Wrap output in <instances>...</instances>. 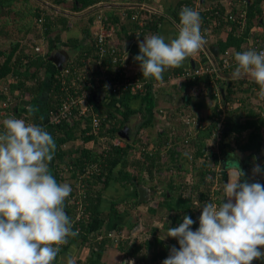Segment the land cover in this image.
I'll return each instance as SVG.
<instances>
[{
	"label": "trees",
	"instance_id": "obj_1",
	"mask_svg": "<svg viewBox=\"0 0 264 264\" xmlns=\"http://www.w3.org/2000/svg\"><path fill=\"white\" fill-rule=\"evenodd\" d=\"M14 1L15 0H0V6L4 9V13L0 14V43L2 42V44H0V111L2 110L4 112L0 113V118L9 116L14 118H22L26 121H32L35 124H41L44 123L43 119L47 120L48 111L53 109L61 102L59 98V87L62 85V78L65 77V81L70 83V77L74 73L70 71L66 73L61 72L64 66L59 68L54 64L53 59L48 57V52H50V49L48 50L47 48V50H44L43 53L41 52L42 49L40 51H36L35 46L37 43L34 38L32 39V37H35L37 34L39 35L40 32L46 36L48 32L56 27H58L59 30H68L70 26L69 17L62 12L59 13L54 11L51 13L52 16L50 17L46 14L44 7H40L44 5L36 3L32 4V0H19L20 2L18 3L20 5L16 4L19 8L15 6ZM102 1L103 0H73L72 9L78 11L83 9L85 11L87 9V13H89L93 9L91 8L92 6H95L97 3ZM248 1L250 2L246 5L247 26L245 27V31L241 34L234 33V26L233 23H231L230 25L232 29L228 27L229 29L223 32L222 36L218 35L217 42L222 52L228 47H234L238 51L240 45L245 41L246 37H249L251 40H253V42L256 37H259V42H264V30L256 31L257 29H253V31L249 32V28L258 25L260 22L264 25V13L261 9V2L263 0ZM189 2L190 0H180L175 6L172 16H170L176 23H179L180 10L184 6L191 7V5H194ZM210 4L213 6L211 9H198L201 17V30L206 36L210 34L209 30L207 29L209 27H212L214 32L220 31L218 28L223 27L225 22L229 21L227 14L234 11L237 8V5L240 3L237 0H215L214 2H210ZM226 4H228V6ZM136 10V8L133 9L132 7L128 9L126 8L124 11L125 13L123 12L124 16H133L136 21H141L144 19V25L148 24L150 26V28H147L149 29L148 32L156 33V30L154 29L158 28V23L161 17L155 14L156 16H154L153 21H148L147 11L145 9L139 8L137 13ZM143 10L146 12H142ZM134 13H136L135 16ZM100 15V19L97 18V15H94V19L96 18L98 23L94 22L93 17H90L89 21H93L96 24L95 29L98 28L99 30L101 24L106 28H110V25L106 21L107 18L103 16V14ZM120 15L121 12L117 11L110 15L109 20L115 25V27H113V30L116 32V34L113 35V42L114 46L116 47L115 52L120 53V55L123 57L122 59L125 61L124 63L113 61L109 53H100L95 45L97 41V37H95L93 34L95 31H92L90 27L89 29L87 27V29H84V31L87 32L86 34L88 35L89 40H87L86 43L81 44L80 49L74 52L72 62L68 64L66 63V65L69 66L70 69H79L82 75L93 79V75L99 72L100 67L98 66V60H100L102 61V64L108 69V76H112V74L116 71L113 70V68L117 67V71L112 76L113 80H121L123 70H126L128 73L132 74L135 78L144 80L140 69L139 71L135 70L133 72L131 71L132 69L130 70L128 63L125 60L126 51L122 50L121 44V46L117 45L118 40H120L122 36L127 35L124 29L125 21L122 20L124 17L120 19ZM40 17L41 20H38ZM213 18H216V22H218L213 23ZM35 23H38V26L34 27V25H36ZM37 27L41 30L40 32L38 31V33H35L34 29H38ZM141 28H143V30H145L144 32L146 33L147 30L144 27ZM30 34H32V37ZM25 38L26 41L24 40ZM70 42L74 45L79 42V39L73 38ZM234 68L235 67L232 66L231 68L224 70L222 75L228 74V71H233ZM186 71L188 72L189 70H185L183 73ZM169 75L176 76L179 75V72L174 70L171 73H166V76L164 77L166 78ZM198 76L199 75L195 74L186 75L185 79L182 80V83L186 82V84H190V86H196L202 81ZM243 79L248 78L243 77ZM233 86L234 83L231 81L229 86H227L223 92V102L225 108L228 110L225 126H228V130L233 133L232 138L234 137L236 139V147L244 152H252L253 159H257V161H259L256 163V166L259 165L261 169V172L258 174L256 173V175L252 178L247 177V173L244 172V176H242L241 180L247 181L249 183L259 182L264 185V136L262 134V130H264V100H257L258 102L256 105L254 103H250L249 94L254 96V93L247 91L248 88L247 90L243 89L245 90L243 91L245 93V97L239 96L238 100H236L237 96L233 90L235 88ZM96 88L99 90L98 92H106V95L99 99V101L93 100L92 97H90L89 101L92 106L91 110L87 111V113L82 114L81 116L74 115L72 121L66 120L55 128L54 126L48 127L49 132L52 134L56 142L55 156L58 159H61L62 156H67L69 158L68 163L72 162L71 171L74 176L76 175V172L81 173L83 169H85V165L87 163L92 161L99 163L98 169L91 173L90 179L85 180L84 187L87 190L85 199L88 201V203L85 209V217L81 220L80 233L74 238H69L68 244L63 246L61 251L66 249L71 242L79 238H81V243L94 251V253L99 250H104L109 246H113L114 243L111 237L104 235L101 238H97V235L102 232V230L98 229L97 222H110L114 218L110 209L116 207L114 202V206L112 205L109 210L100 209L103 191L113 180H117L122 190H126L127 186L129 185H133L135 189V196H131L123 200V204L120 206V208H116L118 213L123 211H130L132 213L133 208H136L139 204L136 196V184L140 182L141 177L139 175L141 172L146 171L149 174H152L155 161H158V164L164 166L165 163L174 161L178 159V157L181 158L182 153L187 154L183 151V147L186 144H182V149L177 150L176 143H173L167 147V158L165 163L159 162V158L161 156L159 153H147L145 155V161H138V158H134L129 155V152L131 153L133 146H136V144L132 145V142H129V139H122L124 142L123 145L111 144L109 148H101L100 145L102 143L98 139L99 137H95L93 134L86 133V131L90 129L89 123L94 114L99 116L107 114L109 119L114 121L110 127V130L118 131L128 120L129 115L132 112L139 110L143 114L145 122H150L154 112H156L157 109L155 108L154 110L156 99L151 94V89L147 83L144 84L142 90L136 89L135 91L131 90L129 87L119 88L118 90L114 91L111 88L102 86L100 83L97 84ZM42 92L45 93V102L41 108V106L38 105L36 99L39 100L41 97H43L41 94ZM109 98L114 101L120 99L124 102H127L129 99H139L141 102V107L139 109L131 107H125V109H121L118 105V107L113 108L104 103L106 102L105 99ZM6 99L7 103L3 105L2 101ZM235 101L237 104H239L236 106V108H230L229 104ZM35 103L37 105L32 107ZM21 107H23V109L26 111L22 112ZM28 107L35 109L31 116L28 115ZM167 111L168 110H165L163 114H166ZM215 123V121L214 123L212 122L211 126H208L207 129L205 128L206 130H199L198 135L200 133L203 135H201V137H199L196 141L197 143L194 150V155L191 154L194 159L196 156H201L205 152V143L203 142L204 139L202 140V138L211 136V131L215 126ZM245 129L248 131L245 135H242V131ZM102 133L103 131H101V134ZM90 138H93L94 146L84 145V141H88ZM136 138H138V136ZM68 140L77 141V145L73 147L71 146V143L73 142L69 141L70 144L67 149L60 148L61 146L59 143H65ZM219 146L222 150H224V147L229 146V141H224L222 139L219 142ZM175 151H178V153ZM175 153L179 155L177 156ZM257 153L261 154L258 158H256ZM213 155L215 158L218 157L217 152H215ZM216 162L217 159H215L214 163ZM203 164H205L204 161L200 165L197 163L193 164V166H199L201 169ZM208 165H210V163ZM129 166H134V168L137 170L136 173H133L130 169H128ZM222 167L225 168L223 163ZM201 171L202 172H199V178L203 183L204 171L202 169ZM56 175L58 176V172ZM222 176L223 179L227 178L225 169L222 170ZM221 180L222 177L220 178L219 183L220 196L222 195L224 184V182L222 183ZM168 181L169 185H171V181H173V179L169 177ZM203 187H205V185H203ZM206 189H211L209 182L206 184L204 190L201 189L198 192L197 197L199 201H205ZM168 190L172 192L171 186H168ZM193 194L194 191L193 193H188V195L180 193L176 196L170 195L169 198L163 199L166 206L165 208L169 211H175V215L177 214V217L180 218V223L182 222L184 215L191 216V218L195 221V223L191 225L192 229H194L199 224L198 217L200 215V207H196L198 204L196 205L193 203ZM164 204L162 203V205ZM160 209L164 208L160 206ZM156 211L159 212V210H156V207L152 205L149 206L148 214L155 216ZM65 212L68 214L70 219L73 218L74 213L76 212L74 209V203L69 202L68 199L65 201ZM95 221L96 224L94 223ZM98 224L100 225V223ZM93 226L97 228L95 231L91 230L90 232L93 233L90 235V237H88V230ZM145 226V237L142 241H137L136 238L132 239V237L136 236L128 235L118 242V245H116L117 249L122 251L123 254H128L134 258V264H162V261L169 255V248L172 245H175L178 248L179 245L175 238L166 237L162 239L164 236L161 237L160 230L170 227L167 222L164 221V224H161V227L153 224L152 222H146ZM107 229H114L115 231L122 230L123 223L115 222L113 227H108ZM57 260L58 258L56 261ZM77 260L80 264H84L83 259L78 258ZM56 261H54V263ZM252 264H264V260L257 259L254 260Z\"/></svg>",
	"mask_w": 264,
	"mask_h": 264
},
{
	"label": "clouds",
	"instance_id": "obj_2",
	"mask_svg": "<svg viewBox=\"0 0 264 264\" xmlns=\"http://www.w3.org/2000/svg\"><path fill=\"white\" fill-rule=\"evenodd\" d=\"M205 43L199 12L184 6L179 12L176 37L168 42L158 34L143 38L138 41L139 54L133 59L139 63L145 80L162 81L166 71L181 67ZM234 60L232 77H250L264 99V50L239 51ZM34 111L32 107L27 109L29 116ZM55 152L52 134L41 125L22 118L3 120L0 264H54L69 238L79 234L65 212L72 187L58 183L49 171ZM260 172L259 165L253 168V173ZM242 176L243 171L235 163L223 184L220 203H204L195 230L191 228L195 221L188 215L177 227L168 228L162 239L175 238L179 247L172 246L162 264H252L264 260V185L242 181ZM67 264L76 261L69 256Z\"/></svg>",
	"mask_w": 264,
	"mask_h": 264
},
{
	"label": "crops",
	"instance_id": "obj_3",
	"mask_svg": "<svg viewBox=\"0 0 264 264\" xmlns=\"http://www.w3.org/2000/svg\"><path fill=\"white\" fill-rule=\"evenodd\" d=\"M180 0H103L102 2L97 3L95 6H92L91 8L92 11L87 13V9L84 11L83 10H73V0H38L32 1V4H42L44 7L46 14L49 15L50 17L52 16L51 13L54 12H62L66 14L69 17V28L68 30H65L66 33L64 34L63 39H59L56 36H58V33L61 32L62 30H59L58 27L52 29L50 32L47 33L45 36L40 32V28L34 29L35 33L40 32L39 35L37 34L35 37H31L32 39L34 38L37 45L38 41L40 40L41 42V47L42 50L41 52L43 53L44 50H47V48H51V51L53 50V47L55 51H62L63 52L66 50L68 52V60L64 62V64L71 63L73 60L74 52L80 49L81 44H84L87 42L88 35L86 34L87 32L84 31L86 30L87 27L92 31H98V28L95 29L96 24L92 21L91 24L89 23V17H93L94 15H97V18L100 19L101 15L105 16L107 18V22L110 26L115 27L114 23L109 20V17L111 14L120 11L121 15L119 16L120 19H123L125 21V32L126 36H122L120 40H118L119 46H121V40L124 38H128L129 40V47L128 50L126 51L127 53V58L125 59L126 62L128 63V66L130 70L133 72L135 70L139 71V63L133 59L134 56L139 54V48H138V41L143 40V38L152 35V34H158L162 35L165 37V41L168 42L169 40L173 39L176 37L178 30H179V23H176L172 18V12L177 5V3ZM215 0H205V1H200V0H190L189 3L200 5L203 3H210L214 2ZM19 0H15V6L18 7L16 4H19ZM186 2V1H185ZM203 2V3H202ZM184 3V2H183ZM20 5V4H19ZM22 5V3H21ZM53 5V6H51ZM133 5V6H129ZM228 6V4H226ZM136 6V7H134ZM21 7V6H20ZM132 7L133 9L136 8V13L138 12L139 8H143L147 11V17L148 21H153L154 16L158 15L161 17L159 23H158V28L154 29L156 30V33H149L147 28H150L148 24L144 25V19L143 20H135L133 16L127 17L124 16V11L126 8ZM19 8V7H18ZM89 9V8H88ZM0 11H4V9L0 6ZM142 11V12H146ZM124 12V13H123ZM134 13V16L136 15ZM154 13V14H153ZM264 13V11H263ZM156 14V15H155ZM171 15V16H170ZM88 21H87V18ZM79 21V22H78ZM264 21V19H263ZM95 22L98 23L97 19L95 18ZM36 24V23H35ZM38 24V23H37ZM34 25L38 26V25ZM257 30L256 31H262L264 30V25L263 23H259ZM144 27L147 31L146 33L143 30ZM210 32L209 35H205L202 30L201 33L202 35L204 34L206 43L203 46V48L195 54L193 57L189 58L184 62V64L175 69H169L163 74V80L162 81H155V80H146V83L149 85V88L151 89V94L154 96L156 99V105L154 107L157 109L156 112H154V115L151 119L150 122H145V118L143 117V114L137 110L132 112L129 115L128 120L124 123V125L121 127H125L127 124L131 129L132 132V137L131 138H126L121 135L120 130L116 132V135L120 137L121 139H129V142H132L131 144L136 146H133L131 153L129 152V155L132 157L138 158V161H145V155L148 154H161L160 156V161L159 162H166V151H167V142L169 139H174L175 143L176 140L180 141L181 140V135L183 134V130H185V124L183 121L180 119V114L181 113H186V114H192L195 115L196 118L198 119V122L200 123V126L198 127V132H197V138L192 142L189 146L185 145L183 147V151L187 154L182 153V157L174 161H170L169 163H165L164 166L158 164L156 161L154 163V168L152 174H149L146 171H142L141 174L139 175L141 177L140 182L144 183L145 185L149 186L152 190V198L149 199L148 201H143L139 202L136 208H133L132 213L130 211H123L121 213H118V210L120 206L123 204L122 201L127 199L128 197L135 196L134 193V186L132 187L131 185L127 186L126 191L122 190L120 188V184L117 182V180H113L110 185L103 191L102 193V201L100 205V209L102 210H109L110 207L113 205L115 202V208H111V214L113 215V219L110 222L107 221H99L97 222V227L99 230H105L108 227H113V224L115 222H121L123 223V231L126 236H136L132 237V239L138 237V235H141V238L137 239V241H142L145 237V230L146 222H152L153 224H156L157 226L161 227V224H164V221H166L171 227H177L180 224V218H178L177 214L175 215V211H169L166 209L165 204L163 199L164 198H169L170 195H177V194H187L188 193H193V198L195 200V194L196 192L200 191L201 189L204 190L203 185L206 186V184L202 183L200 180V174L199 172H202L199 166H193V164L203 162L205 158L203 156H196L195 159L191 155H194V150L196 147V141L202 133H199V130L202 129H207L208 126H211L212 122L215 123V126L212 128L211 131V136H206L203 137L202 140L206 145L212 142V149L211 152L209 153V158L212 157V162L214 163L215 159H217V162H219L221 165L223 163L222 159L227 158L228 160H225V164L223 163L226 173H227V178L222 179L221 182H227V180L230 178L232 172L235 169V161H239L240 164L238 167L244 172L249 174L250 171H253V168L256 166V163L252 164V161L257 160L253 159V153L252 152H247V151H242L239 150L236 146L233 144L229 143V146L224 147V150H222L219 146V142L223 139L224 141H229V136L231 133L228 130V126H225V121H226V115L228 114V110L225 108L224 102H223V97L224 95L222 94L221 90L225 89L227 86H229V83L232 81L234 83L235 87L233 90L235 91V94L237 96V99L239 96H244L245 93L243 89L248 88L247 91L250 93H254V96L252 94H249L250 96V103H255L257 104V100H264L261 97H259L258 92H259V86L251 82V78L247 77L248 79H243V78H233L232 77V72L233 71H228V74L226 75H221V77H218L216 80V83L219 87V96H215L211 91H213V87L210 86L209 88V74H204L202 76H198L199 79L202 81L199 82L198 85L196 86H190V84H186V82L182 83V80L185 79L184 76L181 74L185 70H192L195 66L203 64H210L211 61H217L219 56L222 54V50H220L218 46V35L222 36L223 32L227 31L229 28L228 26L224 25L220 29V31H215L212 29V27L207 28ZM32 32V31H29ZM53 33V34H52ZM91 33V31H90ZM132 33V34H131ZM116 34L114 30V35ZM142 34V35H141ZM25 37V36H24ZM61 37V36H58ZM73 38H78L79 42L77 44H71V40ZM113 38V37H112ZM26 41V38L24 39ZM30 40V39H28ZM5 41V40H4ZM32 41V40H31ZM84 41V42H83ZM248 37H246L245 41L240 45L238 51L234 47H228L226 49L231 50L232 54L234 55L236 52L239 51H244L248 50L247 45H248ZM6 42V41H5ZM120 42V43H119ZM2 44V42L0 43ZM215 46L216 53H214L210 47ZM70 50H69V49ZM225 49V50H226ZM224 50V51H225ZM71 51V52H70ZM30 52V51H29ZM125 53V56H126ZM101 65L102 61H101ZM99 66V65H98ZM177 70L179 72V75L181 76H172L169 75L168 77L166 76V73H171L172 71ZM234 70V69H233ZM108 69L106 68V72ZM108 73V72H107ZM194 76V75H193ZM145 80V79H144ZM208 88L205 90V88ZM239 87V88H237ZM222 88V89H221ZM205 90V91H204ZM253 91V92H251ZM98 93V92H97ZM45 95V94H44ZM41 97L39 100H37L38 105L41 106L45 102V96ZM106 95V92H105ZM101 99V98H100ZM97 101V100H96ZM99 101V100H98ZM106 102H104L106 105L111 106V107H118L120 106L121 109H125V107L129 108H137L139 109L141 107V102L139 99H129L127 102H124L120 99H117V101H114L112 99H105ZM117 102V104H116ZM239 104V103H238ZM237 102H231L229 104L230 108H236L238 105ZM160 108H165V110H168L166 114H163V112H160ZM135 116L136 119H135ZM134 121L136 123H134ZM219 124L222 125V132L219 134V139L216 137H213L214 131L216 127H219ZM205 129V130H206ZM225 130V132H224ZM248 130H243L242 132L246 134ZM242 133V135H244ZM262 134L264 135V130H262ZM112 136V135H110ZM138 136V138H136ZM210 137L208 140L207 138ZM167 139V140H166ZM93 138H90L88 141H84V145L88 146H94L93 143ZM71 146L77 145V141L73 140H68L67 142L64 143V146H61L60 148L67 149L69 147L70 142ZM96 145V144H95ZM140 145L144 146V148H148L153 145L151 150H148L147 152H139L140 151ZM216 150V151H215ZM217 152V158L214 157V153ZM178 153V151H175ZM175 153V155H179ZM259 154H256V158L259 157ZM141 155V156H140ZM190 155V156H189ZM261 155V154H260ZM150 156V155H149ZM214 157V158H213ZM140 158V159H139ZM67 156H62L60 161H68ZM194 159V160H193ZM211 159V158H210ZM206 161V160H205ZM234 161L235 163L232 164L231 162ZM216 162V163H217ZM254 166V167H253ZM253 167V168H252ZM117 169V168H116ZM133 173H136V169L131 166L129 168ZM50 173L55 177L58 183H68L71 184L73 181V174L72 172L66 176V177H61L59 178L56 175V171L53 169L49 170ZM116 173V172H115ZM258 174V173H257ZM256 175V173H255ZM139 177V178H140ZM172 178L173 181H171V185H169L168 178ZM247 177H252V176H247ZM254 177V176H253ZM242 178V177H241ZM168 186H171L172 192L168 190ZM171 192V193H170ZM126 194V195H125ZM125 196V197H124ZM136 196H137V190H136ZM195 196V197H194ZM122 197V198H121ZM153 199V206L156 207L155 216L148 214V208L151 205L150 200ZM86 200V199H85ZM193 200V203L195 204ZM198 200V198L196 199ZM87 201V200H86ZM199 201V200H198ZM88 203V201H87ZM162 203L164 205H162ZM118 204V205H117ZM114 206V205H113ZM160 206L164 209H160ZM87 207V205H86ZM117 208V209H116ZM195 209V208H193ZM161 210V211H160ZM141 212V217H142V222L144 224V229L139 231L136 234L130 233L132 228L136 225L138 221V212ZM167 212V213H166ZM165 214V215H164ZM173 215V217L170 216ZM178 218V219H177ZM96 224V221L94 222ZM100 223V225L98 224ZM127 226L130 227V230L127 229ZM199 224L193 229L195 230ZM95 226L91 227L92 231H95L96 228ZM162 230H167V229H162ZM165 234H161V237L165 236ZM175 244V243H173ZM175 246V245H172ZM171 246V247H172ZM170 247V248H171ZM71 256L74 260H77L78 258L83 259L84 264H125L124 260L126 257H129V261H132L134 264V258L129 256L128 254H123L122 251H119L117 249V246H109L104 250H99L96 253L83 245L79 239L71 242L69 246L64 249L63 251L60 252L58 255V260L54 264H67V259L68 257Z\"/></svg>",
	"mask_w": 264,
	"mask_h": 264
},
{
	"label": "built area",
	"instance_id": "obj_4",
	"mask_svg": "<svg viewBox=\"0 0 264 264\" xmlns=\"http://www.w3.org/2000/svg\"><path fill=\"white\" fill-rule=\"evenodd\" d=\"M240 4L237 5V8L227 14V18L229 21L225 22V26L227 25L229 28L232 29L231 23H233V32L236 34H241L245 31V27L247 26V17H246V5L250 2L248 0H237ZM191 7L198 11L199 8L211 9L213 6L210 3H203L199 6L194 4L191 5ZM261 9L264 11V0L261 2ZM41 20V17L38 19ZM216 18H213V23L216 22ZM230 22V23H229ZM258 26H254L252 28H249V32L253 31V29H257ZM94 36L97 37L96 41V47L97 50L100 53H109V55L112 57L113 61H118L124 63L123 57L120 55V53H116V47L114 46L113 42V35L114 30L113 27L110 26V28H106L102 24L100 25V29L98 31H95ZM111 37V38H110ZM248 45L247 49H255L256 51L264 50V42H259L260 38L256 37L253 40H251L248 37ZM35 50H39L38 45L35 46ZM99 65V72L93 75V79H90L80 73V70L73 68L70 69L69 66L64 64L63 69L61 72H73L74 74L71 75V82L67 83L65 81V77H63L62 85L59 87L60 89V95L59 98L61 102L57 104L53 109L48 111V117L47 120H44V123H39L42 127H44L48 132V127L58 126L59 124L63 123L66 120L72 121V118H74V115H82L87 113V111L92 109L91 103L89 101V98L93 96V93L98 92L99 90L96 88L97 84L100 83L102 86L106 88H111L112 90H118L119 88H126L129 87L131 90H142L144 87V84L146 83V80H141L139 78L133 77L132 74L128 73L126 70H123L122 72V79L118 80L112 79V76L117 71V67L113 68V70H116L112 76H108L106 72V67L101 65V61L98 60ZM232 66H236L235 60L233 58V54L231 50L226 49L222 52V54L219 56L217 61H211L210 64H200L195 66L192 71H186L182 73L181 75L186 77V75H204L209 74V88L210 86L213 87V91H211L215 96H219V87L216 83V80L218 77H221L222 72L226 69L231 68ZM180 76V75H178ZM181 77V76H180ZM203 88H205L203 86ZM208 88H205L207 90ZM204 90V91H205ZM93 99V98H92ZM94 100V99H93ZM7 103V99L2 101V104L5 105ZM1 105V101H0ZM160 112H165V108H160ZM0 113H4L2 110ZM181 121L185 124V130H183V134L180 136L181 140H176V149L180 150L182 144L190 145L196 138H197V132L198 127L200 126V123L198 122V119L195 115L192 114H186L181 113L180 114ZM9 118L2 117L0 118V129H2L3 120ZM30 123H33L32 121H27ZM114 121L109 119L107 114H104L103 116H99L94 114L91 118V121L89 123L90 129L86 131L87 134H93L95 137H99L98 139L101 141V148H109L111 144H118L123 145V140L116 135V131H111L110 127L112 126V123ZM103 124V125H102ZM103 126V127H102ZM101 131L103 133L101 134ZM222 132V125L219 124V127L215 129L213 137H216L219 139V134ZM112 135V136H110ZM94 143V140H92ZM175 143V140L169 139L167 142V145L170 146L171 144ZM60 146H64V143H59ZM212 142L206 145V148H204V156L206 154H209L212 149ZM153 147L150 146L148 148H144V146L140 145V151L141 153L147 152L148 150H151ZM107 150V149H105ZM141 156V155H140ZM190 156V155H189ZM205 158V157H204ZM72 162L68 161H60L56 156H54L53 160L49 164V170L53 169L54 171L58 172V177H66L68 176L72 171ZM99 163L92 161L85 165V169L80 173L76 172V175L73 176V181L71 184H69L72 187V192L70 196L67 198L69 202L74 203V209L76 212L74 213L73 218L71 219L73 222L74 230H78V233H80L81 230V220L85 217V209L87 205V201L85 200V197L87 195V190L85 189V180L90 179L91 173L98 169ZM209 164V163H208ZM203 164L202 169L204 171L203 180L208 184L210 183L211 189L205 190L206 191V198L203 202V205L205 202L209 203H216L219 204V189H220V178L222 177V165L217 162L214 163V165H208ZM92 229L90 228L88 230L87 236L90 237L93 232H90ZM106 233V234H104ZM104 235H107L112 238L114 245H118V242L125 238V234L123 230L115 231L114 229H105L102 230L101 233L97 235V238H101ZM81 240V238H79ZM77 262V261H76ZM77 264H80L79 261Z\"/></svg>",
	"mask_w": 264,
	"mask_h": 264
},
{
	"label": "water",
	"instance_id": "obj_5",
	"mask_svg": "<svg viewBox=\"0 0 264 264\" xmlns=\"http://www.w3.org/2000/svg\"><path fill=\"white\" fill-rule=\"evenodd\" d=\"M200 1H205V0H200ZM129 40L130 39H128V38H124V39L121 40V45H122V50L123 51H127L128 50ZM55 49H57V48H55ZM55 49L53 47V50L51 51L53 58H55L54 59V63H56L59 68H62V66L64 65V62H65V59H68V52L66 50L64 52H63V50L62 51H55ZM210 49L214 53H216V51H215L216 47L215 46H211ZM221 92L223 94L224 90L222 89ZM104 96H105V92L100 91L98 93L97 92L93 93L92 98L94 100L98 101L100 98H102ZM120 133H121L122 136H124L126 138H131L132 137V132H131V129L128 126V124L125 127H123L122 129H120ZM224 159L228 160L227 158H224ZM224 159H222V161L225 164V160ZM235 162H236L237 165L240 164L239 161H235ZM235 162L232 161L231 163L234 164ZM136 190H137V200H138V202L148 201L149 199L152 198V190H151V188L149 186L145 185L144 183L138 182L136 184ZM143 227H144V225H143V222H142V217L140 215H138V221H137L136 225L132 228L131 233L132 234H136L139 231H141L143 229ZM128 261H129V257H126L125 260H124V263L126 264V262H128Z\"/></svg>",
	"mask_w": 264,
	"mask_h": 264
},
{
	"label": "rangeland",
	"instance_id": "obj_6",
	"mask_svg": "<svg viewBox=\"0 0 264 264\" xmlns=\"http://www.w3.org/2000/svg\"><path fill=\"white\" fill-rule=\"evenodd\" d=\"M32 1H35V0H32ZM87 18V17H86ZM90 18V17H89ZM89 18H87V21H88V19ZM79 22V21H78ZM94 22H95V19H94ZM90 24H91V22H90ZM90 27V26H89ZM66 33V31L65 30H62L61 32H59L58 33V36H61V37H58V36H56L57 38H59L60 40L61 39H63V37H64V34ZM41 42H40V40L38 41V48H39V50H41L42 49V47H41ZM50 50H51V48H49ZM69 49V48H68ZM70 50V49H69ZM42 95H44L45 93L44 92H42L41 93ZM41 100L42 99H39V101L41 102ZM37 101V100H36ZM42 103V102H41ZM255 104V103H254ZM37 104L35 103L32 107H34V106H36ZM256 105V104H255ZM21 110H22V112H24V111H26L25 109H23V107H21ZM263 114H264V110H263ZM136 117L137 116H135V119H136ZM134 123H136L135 121H134ZM244 135H245V133H243ZM232 135L233 134H230V136H229V143H231V144H233L234 146H237V142H236V139L233 137L232 138ZM264 136V135H263ZM210 137H208L207 138V140L209 139ZM166 153V152H165ZM166 155H167V153H166ZM201 156H203V157H205V160H204V162H205V164H208V163H210V165L212 166V165H214V163L212 162V157H210L209 158V154H206L205 156H204V153L201 155ZM259 156H260V154H259ZM252 158H253V156H252ZM208 162V163H207ZM257 162H259V161H257V160H254V161H252V164L251 165H253V163H257ZM202 162H201V160L199 161V165L201 164ZM197 164V163H196ZM213 167V166H212ZM203 170V169H202ZM249 176H255V173H253V171H250L249 172V174H248ZM251 177V178H252ZM222 179H223V176H222ZM205 184H206V182H205ZM132 187H133V185H131ZM205 188V187H204ZM126 191V190H125ZM199 192V191H198ZM198 192H196V194H195V196H198ZM194 196V197H195ZM122 198V197H121ZM198 197H195V200H194V202L196 201V199H197ZM150 204L153 206V204H154V202H153V199L152 200H150ZM118 205V204H117ZM167 213V212H166ZM165 215V214H164ZM171 216H173V215H171ZM171 216H170V218H171ZM178 219V218H177ZM166 222V221H165ZM167 226V225H166ZM171 227V226H170ZM127 229H129L130 230V227H128L127 226ZM164 229V228H163ZM165 229H167L168 230V228H165ZM167 230H160V233L161 234H165L166 232H167ZM150 235V234H149ZM148 235V236H149ZM149 237H151V236H149ZM139 238H141V235H138V237H137V239H139ZM167 241V240H166ZM169 241V240H168ZM170 249V248H169Z\"/></svg>",
	"mask_w": 264,
	"mask_h": 264
},
{
	"label": "flooded vegetation",
	"instance_id": "obj_7",
	"mask_svg": "<svg viewBox=\"0 0 264 264\" xmlns=\"http://www.w3.org/2000/svg\"><path fill=\"white\" fill-rule=\"evenodd\" d=\"M35 1L37 2L38 0H35ZM1 13L3 14L4 11H3V12L0 11V14H1ZM48 50H49V49H48ZM48 57H49V58H52L53 61H54V59H55V58H53L52 53H50V52H48ZM54 64L57 65L56 63H54ZM195 204H196V205H197V204L200 205V211H201V209H202V207H203V202H202V201H198V200H196V201H195ZM138 215L141 216V212H140V211L138 212ZM137 218H138V217H137ZM143 225H144V224H143ZM144 227H145V226H144ZM144 227H143V229H144ZM143 229H142V230H143ZM130 233H131V232H130Z\"/></svg>",
	"mask_w": 264,
	"mask_h": 264
}]
</instances>
